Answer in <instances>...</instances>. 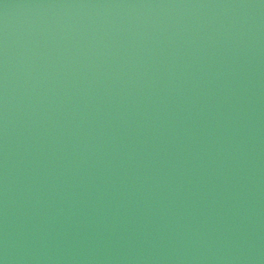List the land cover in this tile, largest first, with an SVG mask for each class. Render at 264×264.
Segmentation results:
<instances>
[{
  "label": "water",
  "instance_id": "95a60500",
  "mask_svg": "<svg viewBox=\"0 0 264 264\" xmlns=\"http://www.w3.org/2000/svg\"><path fill=\"white\" fill-rule=\"evenodd\" d=\"M3 264H264V0H0Z\"/></svg>",
  "mask_w": 264,
  "mask_h": 264
},
{
  "label": "clouds",
  "instance_id": "9594fccd",
  "mask_svg": "<svg viewBox=\"0 0 264 264\" xmlns=\"http://www.w3.org/2000/svg\"><path fill=\"white\" fill-rule=\"evenodd\" d=\"M0 264H3V262H2V261H0Z\"/></svg>",
  "mask_w": 264,
  "mask_h": 264
}]
</instances>
